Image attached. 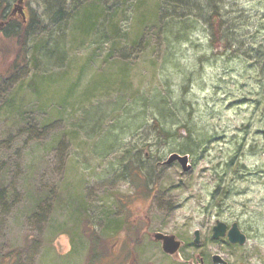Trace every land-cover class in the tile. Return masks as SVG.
I'll return each mask as SVG.
<instances>
[{
  "label": "rangeland",
  "instance_id": "1",
  "mask_svg": "<svg viewBox=\"0 0 264 264\" xmlns=\"http://www.w3.org/2000/svg\"><path fill=\"white\" fill-rule=\"evenodd\" d=\"M17 1L3 3L20 21ZM192 1L190 32L167 45L158 0H83L101 15L91 29L23 0L39 21L23 61L0 32V264H264V0ZM127 150L146 195L120 172ZM171 154L191 170L163 165ZM216 222L245 244L213 240ZM155 233L184 242L179 259Z\"/></svg>",
  "mask_w": 264,
  "mask_h": 264
},
{
  "label": "trees",
  "instance_id": "2",
  "mask_svg": "<svg viewBox=\"0 0 264 264\" xmlns=\"http://www.w3.org/2000/svg\"><path fill=\"white\" fill-rule=\"evenodd\" d=\"M58 2L57 10H55L49 19V23L51 25L60 26L63 22H66L71 19H76L80 23V25L83 27H88L87 29L93 28V26L97 25L98 22H100L101 15L95 14V9L93 8H85L81 7L83 6V0H70V4L66 1L69 0H56ZM159 1V16L162 11H168L166 14L162 12V16L159 17L160 21V27L162 37L165 40L167 45H176V43H179L181 35L183 37L186 36L187 32H190L191 30V24L193 20L192 14L195 13V5L196 2L192 0H158ZM206 3L210 0H204ZM6 3H3V0L0 1V27L2 29L0 32L4 34V36L9 39L15 41V45L18 49L16 54V59L14 61V64H18L19 60H24L26 58L27 48L30 42V36L33 31V29L37 28L39 26V21L35 19L33 16L30 15L26 17V22L23 23L21 20L16 21L11 19L9 16H6L5 13V5ZM212 3L210 1L209 6L211 7ZM79 12V14H77ZM216 15H218V12H215ZM75 17V18H74ZM102 26L99 28V32H101ZM112 33L117 34V28L116 25H111ZM229 31L227 30L224 33V36H222L221 41L224 43L225 51L228 49H233L234 45L236 46L237 40L234 39V35L228 34ZM211 41L213 40V35L210 36ZM238 45V44H237ZM31 59L33 61L34 67L37 64V58L36 56L32 55ZM157 113L162 116V111L166 110L164 106H160V104H156ZM168 112V109H167ZM168 114L165 116V118H168ZM164 119V118H162ZM161 119V120H162ZM166 123V122H165ZM131 152L130 151H124L122 153L120 162H118V165L120 167V172L122 173L123 177L128 179L129 182L135 186V193L138 195H142L145 192L146 186H144V180L141 177L137 176V166L135 164V161L131 160ZM135 160V158H134ZM220 181H222V178H220ZM217 187H220L218 185ZM219 190L216 189L215 193H217ZM3 191H0V195L3 194ZM146 195V194H144ZM129 197H123V198H116L117 207L122 210L123 212H126V209L128 208L129 203ZM107 219V217H106ZM117 223V222H116ZM115 221L111 224L115 226ZM123 226L130 225L132 226L131 222L129 220L124 221ZM113 228L115 229V227ZM122 226V227H123ZM124 228V227H123ZM118 229V228H117ZM122 230V229H121ZM124 230V229H123ZM91 233L93 232L92 229L89 230ZM95 235V233H93ZM117 235L114 234V237ZM101 254H97L93 252V260H97L98 258H103V256H100Z\"/></svg>",
  "mask_w": 264,
  "mask_h": 264
},
{
  "label": "water",
  "instance_id": "3",
  "mask_svg": "<svg viewBox=\"0 0 264 264\" xmlns=\"http://www.w3.org/2000/svg\"><path fill=\"white\" fill-rule=\"evenodd\" d=\"M22 3L23 0H18L13 13H19L20 16L24 19V14L22 12ZM148 155H145L147 158ZM177 163L182 173H188L191 170V161L189 156L187 155H178V154H171L168 159L163 163V165H171ZM227 238V241L230 245H238L243 246L246 242V237L242 234L238 228L237 224H232L229 229L227 226L222 222H216L215 226L212 228V236L213 240H219L223 238ZM153 241L155 243H160L162 252L173 258L179 259V252L180 249L184 246V243L177 239L174 235L162 234V233H155L153 235ZM200 232L195 231L193 233V245L199 246L200 245ZM198 258V262L196 264H203L202 259ZM212 264H227L220 256L213 255L211 257ZM193 264V263H189Z\"/></svg>",
  "mask_w": 264,
  "mask_h": 264
},
{
  "label": "flooded vegetation",
  "instance_id": "4",
  "mask_svg": "<svg viewBox=\"0 0 264 264\" xmlns=\"http://www.w3.org/2000/svg\"><path fill=\"white\" fill-rule=\"evenodd\" d=\"M9 9V8H8ZM24 15H25V12H24ZM26 16V15H25ZM133 226L132 227H134L136 224H132ZM132 229V228H131ZM131 232V231H130ZM197 257H199V256H196V261L194 262V264H196V262H198V258ZM199 258H201L202 259V262H203V264H205V261H204V259L202 258V257H199ZM134 254L133 253H130V255L128 254V255H126V258H125V262H126V264H132L133 263V261H134ZM210 261H211V258H210ZM212 264V263H211ZM228 264V263H227Z\"/></svg>",
  "mask_w": 264,
  "mask_h": 264
}]
</instances>
